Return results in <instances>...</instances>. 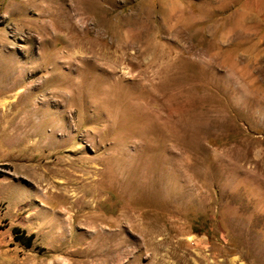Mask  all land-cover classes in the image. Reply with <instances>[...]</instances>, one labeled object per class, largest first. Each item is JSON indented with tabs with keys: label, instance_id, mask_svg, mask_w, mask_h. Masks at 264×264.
<instances>
[{
	"label": "rangeland",
	"instance_id": "rangeland-1",
	"mask_svg": "<svg viewBox=\"0 0 264 264\" xmlns=\"http://www.w3.org/2000/svg\"><path fill=\"white\" fill-rule=\"evenodd\" d=\"M0 264H264V0H0Z\"/></svg>",
	"mask_w": 264,
	"mask_h": 264
}]
</instances>
